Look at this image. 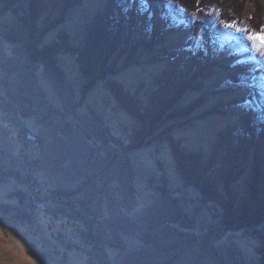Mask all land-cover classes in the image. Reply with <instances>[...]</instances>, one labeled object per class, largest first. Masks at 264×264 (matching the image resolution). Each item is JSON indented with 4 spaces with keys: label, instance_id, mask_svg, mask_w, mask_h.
Returning a JSON list of instances; mask_svg holds the SVG:
<instances>
[{
    "label": "rangeland",
    "instance_id": "rangeland-1",
    "mask_svg": "<svg viewBox=\"0 0 264 264\" xmlns=\"http://www.w3.org/2000/svg\"><path fill=\"white\" fill-rule=\"evenodd\" d=\"M105 1L83 0L41 44L51 43L58 32L79 42ZM166 2L186 24L167 43L184 44L197 17L205 16L232 53L231 71L240 64L261 73L252 87L264 91V44L241 30L251 23L261 31L264 0H199L190 11ZM11 22V14L0 18V85L7 91L0 96L20 113L25 145L0 112V264H258L256 233H264V223L253 232H232L204 243L202 236L219 224L220 209L182 183L167 145L157 138L166 133L184 151L208 153L217 133L242 115L240 108L222 116L209 110L251 96L249 88L212 95L229 74L215 68L202 92L182 95L173 107L194 102L189 118L164 119L156 141L125 151L133 123L105 84L120 83L144 100L155 78L167 70L165 63L120 69L118 58L117 70L81 96L73 59L58 58L64 74L58 79L32 62L21 43L5 37ZM233 22L234 27L225 26Z\"/></svg>",
    "mask_w": 264,
    "mask_h": 264
},
{
    "label": "trees",
    "instance_id": "trees-1",
    "mask_svg": "<svg viewBox=\"0 0 264 264\" xmlns=\"http://www.w3.org/2000/svg\"><path fill=\"white\" fill-rule=\"evenodd\" d=\"M172 1L188 11L198 3L197 0ZM82 3L83 0H0V18L5 14L12 16L5 37L21 43L32 62L58 79L64 77L57 65L58 58L73 59L82 82L81 96L117 70L118 58H121L120 69L165 63L167 70L155 78L144 100L137 93L126 91L120 83L105 84L117 108L133 123L125 151L137 150L162 138L159 141L167 145L182 183L193 187L203 202L220 209L219 224L202 236L204 243L211 244L232 232H253L261 226L264 223V91L252 87L261 73L251 72L240 64L231 71L228 62L233 58L232 53L212 32L205 16L197 17L184 44L167 43V37L186 29V24L172 14L166 0H106L103 9L85 26L79 42L72 43L65 32H58L51 43L42 45L44 35L63 23L67 11L81 7ZM241 30L247 35L258 33L251 23ZM215 68L229 74L224 83L211 89L212 95L246 88L252 91L249 97L209 110V114L222 116L234 115L235 109L240 108L242 115L237 124L218 132L216 143L208 153L184 151L179 141L166 133L163 137L154 136L164 119L189 118L196 108L194 102L179 109L173 107L182 95L202 92L204 80ZM1 93L7 91L2 92L0 85ZM0 112L5 122L18 129V142L24 147L20 113L1 96ZM256 237L258 264H264V233H256Z\"/></svg>",
    "mask_w": 264,
    "mask_h": 264
},
{
    "label": "snow or ice",
    "instance_id": "snow-or-ice-1",
    "mask_svg": "<svg viewBox=\"0 0 264 264\" xmlns=\"http://www.w3.org/2000/svg\"><path fill=\"white\" fill-rule=\"evenodd\" d=\"M197 2H199V0H197ZM234 23H228L225 26L228 28H232L234 27ZM240 29H237V31H239ZM248 39L250 40H260L261 44H264V27L261 28V31L259 33H254L252 35H249Z\"/></svg>",
    "mask_w": 264,
    "mask_h": 264
}]
</instances>
